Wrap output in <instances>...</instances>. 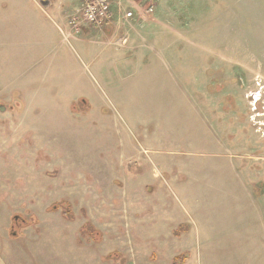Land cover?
<instances>
[{
    "label": "rangeland",
    "instance_id": "374dc122",
    "mask_svg": "<svg viewBox=\"0 0 264 264\" xmlns=\"http://www.w3.org/2000/svg\"><path fill=\"white\" fill-rule=\"evenodd\" d=\"M40 1L0 0V215L70 201L65 264H264V0H117L137 16L99 44L81 0Z\"/></svg>",
    "mask_w": 264,
    "mask_h": 264
},
{
    "label": "crops",
    "instance_id": "0c3cea01",
    "mask_svg": "<svg viewBox=\"0 0 264 264\" xmlns=\"http://www.w3.org/2000/svg\"><path fill=\"white\" fill-rule=\"evenodd\" d=\"M114 25H115V27L117 26V24H114ZM114 25H110L108 27L113 28ZM124 25L125 24H123L122 26H119V27L122 28V27H124ZM108 27L104 28V29L93 28V30L97 31V33H94V35L98 34V38L93 40L94 37H92V38H90V41H92L93 44L103 43V41H102V40H104L103 37H105L107 30L110 29ZM119 43H120V41H119ZM140 124H143V121H141ZM145 125H147V124H145ZM148 125H150V124H148ZM154 140H155V138L153 137L151 139V141H149L148 143L150 145H153ZM171 158H172V156L171 157L168 156V158H164L162 160V165L159 166V168L164 167V162H166V160H168V161L175 160L174 158H172V159ZM237 159H238V162L243 163V161L240 160V158H237ZM179 165H180L179 169H181V171L184 170L183 173L187 177H189L191 179V176H192V178L195 176L196 172L191 170L190 167L184 166V165L181 166V164H179ZM240 172H242V171L240 170ZM183 184L180 185V187H182ZM193 184L197 188H200L203 185V183H201L199 181H196ZM147 187H148V185L145 188H147ZM180 187H178V188H180ZM248 191L249 190H247V192ZM249 192H248V196H249V198H251L250 195L252 193L250 194ZM237 196H238V192H237ZM263 198H264V191L258 192L256 200L260 203L261 200H263ZM46 199H47L46 201L43 200L42 202H40L41 204H44L47 202L46 206H44L43 208L36 207L37 203H35V207L33 205L30 206V210H32L33 213L39 219V223L36 225L30 224V226L24 228L21 231V234L17 237L11 236V222L9 221V216L13 215L12 211H5V213L3 215H0V264H65L64 258L66 256L65 252H67V250H68L67 249V243H68L67 241L69 238L68 226L69 225L73 226V225H75V223L78 224V222L66 221V220L62 219L61 215H58V212H50L49 211V209L53 206V204L58 203L62 200L55 201L54 203L53 202L49 203L48 197ZM252 199L255 200V193L254 192H253ZM194 202H196V201H194ZM193 205H196V204H193ZM197 207H199V206L196 205V207H194L192 209L189 208L190 211L192 212L193 216H194V214H197V212H199ZM258 207H259V205H258ZM259 209H260V207H259ZM36 211H42L43 215L45 214V212L46 213H53L55 218L45 219L42 217L43 216L42 214L39 215ZM90 222L94 223L92 220ZM81 224H82V222H80V225ZM182 225H184L186 227L182 231H180L179 227ZM96 227H98V226L96 225ZM161 229H164L166 234L169 235V232H167L166 228L157 226L154 228V232L152 233V236L161 234ZM188 229H189V225H186L184 223H180L177 226L176 230L173 231V235H175L176 237H180L182 235V233L186 232ZM171 230L172 229H170V231ZM179 231H180V234L177 235L176 233ZM75 234H70L71 238L75 237ZM72 247L74 250L78 251L80 249L82 251V248L78 249L77 247H75L74 244H72ZM115 252H117V251H115ZM111 253H113V252H111ZM111 253H109V254H111ZM105 257H103V260H105L104 259ZM76 258H77L76 255L72 254L70 262H72V264H84L83 263V260H84L83 254L80 256V258H78V259H81V260H78L79 262H77ZM106 262H113V261H106ZM185 264H186V262H185Z\"/></svg>",
    "mask_w": 264,
    "mask_h": 264
},
{
    "label": "trees",
    "instance_id": "16d2710c",
    "mask_svg": "<svg viewBox=\"0 0 264 264\" xmlns=\"http://www.w3.org/2000/svg\"><path fill=\"white\" fill-rule=\"evenodd\" d=\"M79 101L84 103L85 105H88L89 107V104L85 99H80ZM75 105H77V103H72L71 109L73 113H78L79 110H77V107ZM51 210H54V211L61 210L62 218L66 221L75 220V214L73 213V210H72V204L68 200H62L58 203L53 204V206L51 207ZM21 219L22 217H19L18 220H16L15 217L14 219H12L11 235H13L14 233H17V236H19L21 229L30 226V222H27V221L24 224H22V222L20 221ZM33 223L38 224L39 222L37 219H35ZM185 227L186 226L184 225L180 226L179 227L180 231H182ZM180 231L177 232L176 234L179 235ZM81 235L87 238L90 242H94L97 244L101 243L103 240L102 232L95 229L92 223H86L81 228ZM120 257H121V254H119L118 252H113L107 255L104 259L106 261H117L118 262ZM187 258H188V254L179 255L174 259V264H185Z\"/></svg>",
    "mask_w": 264,
    "mask_h": 264
},
{
    "label": "built area",
    "instance_id": "2783aa9c",
    "mask_svg": "<svg viewBox=\"0 0 264 264\" xmlns=\"http://www.w3.org/2000/svg\"><path fill=\"white\" fill-rule=\"evenodd\" d=\"M117 6L119 15L124 21H133L136 18V12L131 11L126 13L122 11V4L116 0H81V8L79 17L84 24L96 28H103L104 26L114 22V6ZM146 14L153 13V7L149 6L145 12ZM142 15V14H141ZM126 41L124 40L123 43Z\"/></svg>",
    "mask_w": 264,
    "mask_h": 264
},
{
    "label": "flooded vegetation",
    "instance_id": "af4514ba",
    "mask_svg": "<svg viewBox=\"0 0 264 264\" xmlns=\"http://www.w3.org/2000/svg\"><path fill=\"white\" fill-rule=\"evenodd\" d=\"M42 1H50V0H42ZM41 2V1H40ZM51 2V1H50ZM224 89H225V87H223ZM218 89H220L219 88V86H218ZM81 98H79V99H77L76 101H73L72 103H77V105H75L76 107H77V110H79V112L78 113H74V114H80V115H86L87 113H89L91 110H92V105H91V103L88 101V99H85L87 102H88V104H89V107H88V105H85L84 103H82V102H80L79 100H80ZM226 101H228V103L231 105L230 107H232V108H237V105L235 104V101H234V99L231 97V96H226ZM5 106V105H4ZM18 106H19V104H18ZM78 106H80L81 108H78ZM6 108H7V111L8 110H14L16 107H14V106H5ZM225 108H228V106H223V109H225ZM256 110H258V109H256ZM6 111V112H7ZM5 112V113H6ZM73 112V111H72ZM71 203V202H70ZM72 204V203H71ZM28 210H29V207H28ZM72 210H73V213L75 214V220H73V221H69V222H78V220H77V214L74 212V207H73V204H72ZM49 211L50 212H58V211H54V210H51V208L49 209ZM60 211V215H61V210H59ZM82 214V213H81ZM83 217H85V219L87 220V221H85V223L82 225V227L86 224V223H92V222H89V219L87 218V215H86V211H83ZM14 217L16 218V220H18V218L19 217H22V219L20 220L21 222H22V224H24L26 221L27 222H30V224H35V223H33L34 222V220L35 219H37L38 220V222H39V219L37 218V216L36 215H34V213L33 212H30V217L29 218H26L25 216H23V215H21V212H19V214L17 215H14L13 217H12V219H14ZM61 217H62V215H61ZM63 219V218H62ZM93 225H94V228L95 229H97V230H99L100 232H102L98 227H96V225L94 224V223H92ZM36 225V224H35ZM81 227V228H82ZM26 228V227H25ZM24 229V228H23ZM23 229H21L20 230V233H19V235L21 234V231L23 230ZM80 232H81V229H80ZM102 234H103V232H102ZM102 238H103V240H104V234H103V236H102ZM103 240H102V242L101 243H103ZM90 242V241H89ZM90 243H93V244H95V245H99V244H101V243H99V244H97V243H94V242H90ZM120 254V253H119ZM188 257H189V255H188ZM121 258H122V255H121V257H120V259L119 260H121ZM188 259V258H187ZM186 259V260H187ZM119 260H118V262H119ZM115 262H117V261H115Z\"/></svg>",
    "mask_w": 264,
    "mask_h": 264
},
{
    "label": "water",
    "instance_id": "95a60500",
    "mask_svg": "<svg viewBox=\"0 0 264 264\" xmlns=\"http://www.w3.org/2000/svg\"><path fill=\"white\" fill-rule=\"evenodd\" d=\"M40 5L46 10L49 7H51V2L50 1H41ZM110 29H113V28H110ZM6 111H7V108L5 106H3V105H0V112L1 113H5ZM12 237H17V233H14L12 235Z\"/></svg>",
    "mask_w": 264,
    "mask_h": 264
}]
</instances>
